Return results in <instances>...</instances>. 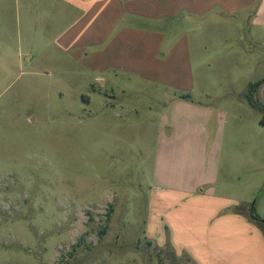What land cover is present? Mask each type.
<instances>
[{"label":"rangeland","instance_id":"rangeland-1","mask_svg":"<svg viewBox=\"0 0 264 264\" xmlns=\"http://www.w3.org/2000/svg\"><path fill=\"white\" fill-rule=\"evenodd\" d=\"M147 1L143 8L151 18L144 19L139 34L147 38L144 58L129 54L125 64L138 74L106 67L121 66L106 59L109 43L97 47L90 63L86 57H64L53 38L25 27L22 0L5 12L0 264H188L147 239L157 143L167 140L178 121L189 125L197 118L189 109L197 106L211 111L212 135L225 126V150L234 142L244 150L261 117L246 96L249 83L264 78V51L257 71L246 70L234 44L206 40L211 28L202 23L218 19V13L156 19L152 0ZM232 19L246 20L248 13ZM187 44L190 59L180 53ZM156 46L167 60L153 59ZM183 125L174 138L187 131ZM231 159L230 165L238 164ZM247 177L225 172L220 183L241 185Z\"/></svg>","mask_w":264,"mask_h":264},{"label":"crops","instance_id":"crops-1","mask_svg":"<svg viewBox=\"0 0 264 264\" xmlns=\"http://www.w3.org/2000/svg\"><path fill=\"white\" fill-rule=\"evenodd\" d=\"M17 1L0 0V23L7 19L5 12L12 7L16 9ZM143 3L144 0H22L21 10L25 27L39 28L40 34L53 38L64 57L76 60L86 57L90 63L98 54L97 47L109 43L106 59L111 56L121 61V66L106 67L138 74L125 64L129 54L134 60L144 58L147 38L139 34H143L144 19L151 15ZM151 3L158 13L153 16L156 19L179 12L218 13V19L212 16L202 23V27L211 28L206 40L222 39L234 44L233 53L245 61L246 70L257 71L264 51V0H152ZM240 13H248V19H232ZM130 16L135 17L132 22ZM161 49L162 46H156L152 51L156 61L169 58L161 54ZM180 53L190 59L189 45L182 47ZM89 68L95 70L91 64ZM262 81L264 78L255 83ZM256 94L264 105V82ZM189 109L198 117L191 118L189 125L178 121L179 126H175L167 140L157 143L147 239L188 264H264V232L250 216L252 201L257 199L255 212L264 220V164L260 165L264 161V125L260 119L259 125H252L255 133L249 135L244 150H239L235 142L225 150V126L222 124L212 135L211 111L197 106ZM182 125L187 131L174 138L175 130ZM190 126L195 131L188 132ZM232 157L238 164L228 163L233 162ZM225 172L240 179L245 173L248 177L241 185L229 180L220 183ZM260 193L262 197L257 198Z\"/></svg>","mask_w":264,"mask_h":264},{"label":"trees","instance_id":"trees-1","mask_svg":"<svg viewBox=\"0 0 264 264\" xmlns=\"http://www.w3.org/2000/svg\"><path fill=\"white\" fill-rule=\"evenodd\" d=\"M263 82L264 81L250 84L248 94L246 96L250 106L257 109L261 113L260 123L262 125H264V105L260 104L255 100V94ZM250 216L254 221H256V223L261 227L262 231L264 232V220L255 212V204L253 205V209L250 213Z\"/></svg>","mask_w":264,"mask_h":264}]
</instances>
